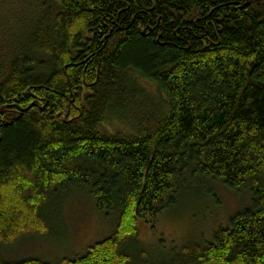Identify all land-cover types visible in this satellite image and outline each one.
<instances>
[{
  "label": "trees",
  "instance_id": "1",
  "mask_svg": "<svg viewBox=\"0 0 264 264\" xmlns=\"http://www.w3.org/2000/svg\"><path fill=\"white\" fill-rule=\"evenodd\" d=\"M210 180L250 206L209 239L140 242L138 219ZM74 192L108 236L57 263L3 258ZM0 264H264V0L0 1Z\"/></svg>",
  "mask_w": 264,
  "mask_h": 264
},
{
  "label": "rangeland",
  "instance_id": "2",
  "mask_svg": "<svg viewBox=\"0 0 264 264\" xmlns=\"http://www.w3.org/2000/svg\"><path fill=\"white\" fill-rule=\"evenodd\" d=\"M2 1V0H0ZM150 94L159 96L151 82L139 79ZM110 133H130L131 130L114 119L104 122ZM60 206L47 209L49 232L36 236L25 234L2 249L5 260L39 258L53 263L64 257L82 254L97 240L108 236L115 227L112 216L96 212L85 195L74 192L59 196ZM251 194L246 189L232 190L220 180H210L200 190L188 192L181 202L163 212L152 227L138 219L140 242L155 252L182 246L191 240L209 239L213 231L226 227L235 213L250 206ZM57 205V206H56Z\"/></svg>",
  "mask_w": 264,
  "mask_h": 264
}]
</instances>
